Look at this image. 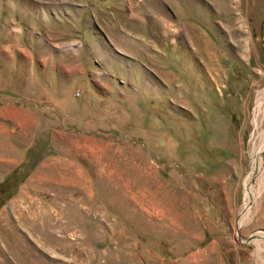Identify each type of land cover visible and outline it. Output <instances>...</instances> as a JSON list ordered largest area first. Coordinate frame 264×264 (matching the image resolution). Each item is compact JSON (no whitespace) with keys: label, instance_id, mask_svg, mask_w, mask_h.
Listing matches in <instances>:
<instances>
[{"label":"rangeland","instance_id":"374dc122","mask_svg":"<svg viewBox=\"0 0 264 264\" xmlns=\"http://www.w3.org/2000/svg\"><path fill=\"white\" fill-rule=\"evenodd\" d=\"M262 90L264 0H0V264H264Z\"/></svg>","mask_w":264,"mask_h":264},{"label":"bare ground","instance_id":"6f19581e","mask_svg":"<svg viewBox=\"0 0 264 264\" xmlns=\"http://www.w3.org/2000/svg\"><path fill=\"white\" fill-rule=\"evenodd\" d=\"M195 54L200 55L201 50L199 47L195 48ZM256 105V113L253 120V135L251 139V161L252 167L248 178V194H254L252 181L259 182L257 190L264 187V90L258 95ZM256 188V187H255Z\"/></svg>","mask_w":264,"mask_h":264}]
</instances>
